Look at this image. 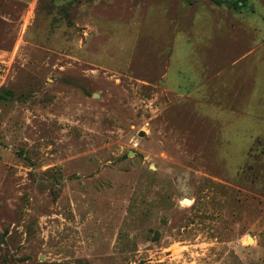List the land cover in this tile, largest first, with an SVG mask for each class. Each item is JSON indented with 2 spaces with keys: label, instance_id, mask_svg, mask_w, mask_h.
<instances>
[{
  "label": "rangeland",
  "instance_id": "1",
  "mask_svg": "<svg viewBox=\"0 0 264 264\" xmlns=\"http://www.w3.org/2000/svg\"><path fill=\"white\" fill-rule=\"evenodd\" d=\"M211 7L0 0V264H264V0L214 4L244 113L167 86Z\"/></svg>",
  "mask_w": 264,
  "mask_h": 264
},
{
  "label": "crops",
  "instance_id": "2",
  "mask_svg": "<svg viewBox=\"0 0 264 264\" xmlns=\"http://www.w3.org/2000/svg\"><path fill=\"white\" fill-rule=\"evenodd\" d=\"M198 1H195L196 3ZM194 3L189 4V6L194 5ZM212 6L210 8V15L212 18V26H199L197 27V31L203 32L201 35L197 33V35L193 34L194 38L190 36V34H185V33H180L182 36L183 41L185 42V46L187 48V53L184 55L182 61H183V66L178 67L176 74L180 77V81H185L188 83L184 86L185 92L181 91V86L179 84H175L172 87L167 84L169 87L168 89L171 92H176L178 95L181 97H188L191 95L193 92L196 93L199 90V87H210L211 90H213L212 94H214V113H222L224 112V107L223 104L225 103H232L240 104L243 107V113L245 112V105L249 104L250 101V84H249V79L246 81L241 80L242 76H236V74H226L222 73L223 68H218L219 66V57H215L214 53L218 52V48L221 46L227 47L233 46V42L229 41L230 44H227V40H218L214 41V20H213V14H214V4L212 3ZM186 9V6L183 5L181 10L184 12ZM202 10H207V9H202ZM208 11V10H207ZM195 12V11H194ZM201 12V11H200ZM192 12L183 15L182 22L180 25H184V28L186 27V21H188V16L191 15ZM183 14V13H182ZM185 14V13H184ZM194 22V13H192L190 23ZM222 48V47H221ZM174 54V53H173ZM223 57H228L223 56ZM223 60V59H222ZM174 62L173 59H170V64H169V72L165 75V80L167 81V76L170 73L171 69V62ZM181 61V62H182ZM175 62H178L176 60ZM238 61H232L230 62L229 66H232L231 69H233L234 64L237 63ZM187 66V70L183 71L182 68ZM238 77V78H237ZM235 78L240 80V84L238 88L230 89V83L228 80H234ZM175 87V88H174ZM174 88V89H173ZM180 89L181 92H177L176 89ZM211 94V95H212ZM239 94V96H237ZM237 97V99H236ZM215 116V115H214ZM245 116V115H243ZM238 123H235L236 128H243L245 127L244 120L239 117L238 121H235ZM236 133L238 131L236 130Z\"/></svg>",
  "mask_w": 264,
  "mask_h": 264
},
{
  "label": "trees",
  "instance_id": "3",
  "mask_svg": "<svg viewBox=\"0 0 264 264\" xmlns=\"http://www.w3.org/2000/svg\"><path fill=\"white\" fill-rule=\"evenodd\" d=\"M195 1H209L215 4L216 6L227 5L229 8L237 10L239 7L241 8V7L246 6L247 0H188V3L192 4ZM10 94H11L10 91H0V98L5 99L9 97Z\"/></svg>",
  "mask_w": 264,
  "mask_h": 264
},
{
  "label": "built area",
  "instance_id": "4",
  "mask_svg": "<svg viewBox=\"0 0 264 264\" xmlns=\"http://www.w3.org/2000/svg\"><path fill=\"white\" fill-rule=\"evenodd\" d=\"M1 67H0V90L3 88L5 82H6V78L4 77V68L3 65L0 63Z\"/></svg>",
  "mask_w": 264,
  "mask_h": 264
},
{
  "label": "water",
  "instance_id": "5",
  "mask_svg": "<svg viewBox=\"0 0 264 264\" xmlns=\"http://www.w3.org/2000/svg\"><path fill=\"white\" fill-rule=\"evenodd\" d=\"M140 136H144V133H143V132H141V133H140ZM133 153H134V152L130 151V152H129V156H130V155H132ZM250 238H251V237H249V238H248V239H249V241H250ZM251 239H252V238H251Z\"/></svg>",
  "mask_w": 264,
  "mask_h": 264
},
{
  "label": "bare ground",
  "instance_id": "6",
  "mask_svg": "<svg viewBox=\"0 0 264 264\" xmlns=\"http://www.w3.org/2000/svg\"><path fill=\"white\" fill-rule=\"evenodd\" d=\"M188 204L191 203L189 200L186 201ZM250 242H253V239L250 238Z\"/></svg>",
  "mask_w": 264,
  "mask_h": 264
}]
</instances>
